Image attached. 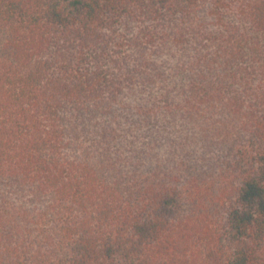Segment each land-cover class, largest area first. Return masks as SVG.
Listing matches in <instances>:
<instances>
[{"label":"trees","instance_id":"obj_1","mask_svg":"<svg viewBox=\"0 0 264 264\" xmlns=\"http://www.w3.org/2000/svg\"><path fill=\"white\" fill-rule=\"evenodd\" d=\"M0 264H264V0H0Z\"/></svg>","mask_w":264,"mask_h":264}]
</instances>
